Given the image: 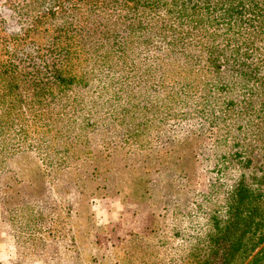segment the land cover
<instances>
[{
	"label": "rangeland",
	"instance_id": "374dc122",
	"mask_svg": "<svg viewBox=\"0 0 264 264\" xmlns=\"http://www.w3.org/2000/svg\"><path fill=\"white\" fill-rule=\"evenodd\" d=\"M67 5L0 0V36L23 33L26 41L7 46L18 55L13 82L0 76V264H248L264 241L239 249L242 258L227 248L223 255L224 242L215 249L213 241L225 233L219 220L227 218L222 205L235 164L246 160L249 176L264 175V110L230 105L247 94L263 106L264 77L251 74L253 56L241 52L263 51L264 42L246 43V35L214 30L196 15L203 28L191 19L183 29L203 36L198 45L182 40L184 57L152 64L151 56L169 53L157 41L163 34L184 33L158 34L171 22L166 9L147 8L126 13L134 40L108 66L66 41L74 24ZM78 6L100 21L97 5ZM43 10L49 14L32 31ZM41 38L57 46L50 58L67 50L58 78H48L42 56L30 60L35 43L45 49ZM213 57L224 65L214 67Z\"/></svg>",
	"mask_w": 264,
	"mask_h": 264
},
{
	"label": "trees",
	"instance_id": "16d2710c",
	"mask_svg": "<svg viewBox=\"0 0 264 264\" xmlns=\"http://www.w3.org/2000/svg\"><path fill=\"white\" fill-rule=\"evenodd\" d=\"M67 17L70 19L72 24L66 29L67 36L66 41L68 43H72L71 46L78 48L80 53H83V56L86 58H99L101 60H105L108 66L112 64V59L116 54L119 57L126 56L124 51L119 50L124 46L125 42L130 43V39L128 37V32H134L133 23L129 22L126 17V13H133L143 11L147 8H155L159 9L160 7L165 8L167 12V16L171 21L169 24L161 22V26L158 28L157 33L162 31L164 33L166 29L174 30L179 35H184L181 38H167L164 36L159 38L157 41L161 43L164 47L169 49V53L167 54H156L151 56L150 61L153 60L152 64L156 63L157 58H165L166 56L176 54L181 57L183 55V41L185 44H190L193 42L195 45L197 44V40L200 37H203L201 34H197L196 32L188 31L185 28L186 24H189L191 19L197 18L196 15H206L207 19L202 18V22L200 24L209 23L210 27L214 30H218L222 27H225L230 30H235L239 32L238 36L242 38L245 35L250 38V41L246 43H252L254 40H259L264 42V0H67ZM94 3V4H93ZM80 7H87L90 9L91 6H95V9L98 10L100 15V21H104L105 24H101L100 21H92V17L87 16L88 13L80 12ZM77 11H79L80 22L75 19L77 15ZM49 13L46 11H40L37 13L36 18L31 21L32 24L31 30H35L39 24H42V19L48 15ZM182 15V16H180ZM184 18V20H182ZM193 22V20H192ZM195 27L203 28V26H197V20H194ZM117 24L116 30H114V25ZM120 25L123 26L120 30L118 28ZM140 26V23H137ZM45 28L43 29V33ZM234 31V32H235ZM84 33V34H83ZM156 33V34H157ZM221 33H224L222 31ZM159 34V33H158ZM38 36V35H37ZM34 39L31 38L29 43H32ZM42 39V46L45 49H41L36 47V43L34 46L33 56L30 58L31 61H35L38 56H42L40 60L41 63L46 65L49 68L48 78L54 79L55 77H59L61 72H65L63 67V62L67 61V50H63V48L58 49V53L56 57L50 58L53 51H55V47L52 43H49L46 40ZM226 38L225 40H227ZM10 48L21 47L25 45V34L18 35L16 38L14 37H6L0 36V76L7 74L6 84H11L13 82V75L18 74V65L17 62L18 55L15 52L8 51L7 46L11 44ZM121 44V46H118ZM264 46V44H263ZM179 49V50H178ZM258 51V54H257ZM39 52L45 53L50 58L49 64L44 58V55ZM5 53V57L3 56ZM248 53L252 54L254 67L257 71L255 73H251L253 76L263 78L264 77V49L260 51L258 48L252 49V52H248V50H244L241 54ZM189 55V54H186ZM59 56V57H58ZM88 56V57H87ZM190 56V55H189ZM193 54L190 56L192 57ZM30 57V56H29ZM58 57V59H56ZM104 58V59H102ZM171 58V57H170ZM175 58V57H174ZM216 66L224 65L225 62L221 63L223 57H213ZM247 60V59H246ZM238 61V59L236 60ZM245 61V60H244ZM28 62V60H27ZM221 63V64H220ZM249 63V62H248ZM237 64V63H235ZM234 66L236 67V65ZM240 66V65H239ZM247 67H253L250 63ZM218 68V67H217ZM43 69V68H41ZM243 78L247 75V70H240ZM68 73H66L67 75ZM160 76L156 78H152V83L157 84L158 81L163 78V73H159ZM261 74V75H260ZM247 78H250V74ZM2 79V77L0 78ZM251 92V91H250ZM263 94V93H262ZM232 101V100H230ZM252 99H249L247 94H243L242 98L237 100L236 102H231L230 105L239 104L242 107L244 113H256L264 110L263 106H260L257 110V103L252 104ZM0 132H3L0 130ZM1 136V135H0ZM250 162H237V176L233 180L230 187L225 192L224 203L222 209L224 210L225 216L227 218L223 220H219V229L225 230V233L218 232V235L214 237L215 241H213V246L217 247V241L220 242L224 251L227 249L231 252V254L236 255L239 254L244 257V253L250 251L253 247L259 246L264 241V190L261 187H257L256 185L264 184V175H250V173H246L247 168L249 167ZM139 181L141 180V176L138 177ZM145 192L148 193V189H145ZM226 224V226L222 227V224ZM253 231L250 234V231ZM250 241H253V244L248 250L244 251V246L248 244ZM228 242H230V246L228 248ZM227 248V249H226ZM241 249L243 252H241ZM237 251V252H236ZM224 259V257H223ZM200 261V260H199ZM248 264H264V246H262Z\"/></svg>",
	"mask_w": 264,
	"mask_h": 264
}]
</instances>
